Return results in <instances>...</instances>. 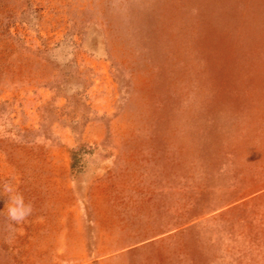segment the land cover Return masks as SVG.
<instances>
[{
	"label": "rangeland",
	"instance_id": "1",
	"mask_svg": "<svg viewBox=\"0 0 264 264\" xmlns=\"http://www.w3.org/2000/svg\"><path fill=\"white\" fill-rule=\"evenodd\" d=\"M3 182L0 264H264V0H0Z\"/></svg>",
	"mask_w": 264,
	"mask_h": 264
},
{
	"label": "clouds",
	"instance_id": "2",
	"mask_svg": "<svg viewBox=\"0 0 264 264\" xmlns=\"http://www.w3.org/2000/svg\"><path fill=\"white\" fill-rule=\"evenodd\" d=\"M0 188H2L0 196L6 195L7 197L5 208L0 210V215H3L9 222L8 227L12 228L25 222L34 211L33 204L26 202L24 195L11 182H3Z\"/></svg>",
	"mask_w": 264,
	"mask_h": 264
}]
</instances>
